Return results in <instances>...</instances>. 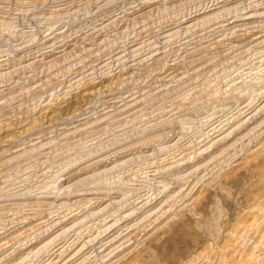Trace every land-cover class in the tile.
Wrapping results in <instances>:
<instances>
[{
  "label": "rangeland",
  "instance_id": "374dc122",
  "mask_svg": "<svg viewBox=\"0 0 264 264\" xmlns=\"http://www.w3.org/2000/svg\"><path fill=\"white\" fill-rule=\"evenodd\" d=\"M246 259L264 0H0V264Z\"/></svg>",
  "mask_w": 264,
  "mask_h": 264
},
{
  "label": "bare ground",
  "instance_id": "6f19581e",
  "mask_svg": "<svg viewBox=\"0 0 264 264\" xmlns=\"http://www.w3.org/2000/svg\"><path fill=\"white\" fill-rule=\"evenodd\" d=\"M102 16H103V15H102ZM109 57H110V56H109ZM259 145H260V144H259ZM99 199H100V198H99ZM95 200H96V199H95ZM254 233H255V232H254ZM260 234H261V233H260ZM250 257H251V256H250ZM250 257H249V258H250ZM197 258H198V257H197ZM244 258H245V257H244ZM256 260H257V259H256ZM260 260H261V259H260ZM251 261H252V263H251ZM251 261H250V259H249V260L246 259V260H244L242 263H243V264H255V262H256L255 259H254V261H255L254 263H253V259H252ZM256 264H257V262H256Z\"/></svg>",
  "mask_w": 264,
  "mask_h": 264
}]
</instances>
